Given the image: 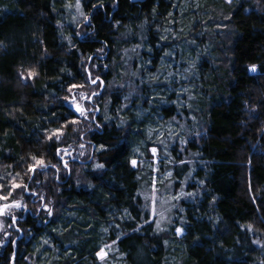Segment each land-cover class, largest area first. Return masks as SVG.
Listing matches in <instances>:
<instances>
[{"label": "trees", "instance_id": "16d2710c", "mask_svg": "<svg viewBox=\"0 0 264 264\" xmlns=\"http://www.w3.org/2000/svg\"><path fill=\"white\" fill-rule=\"evenodd\" d=\"M77 1L0 0V264H264V0ZM176 119L177 243L132 164Z\"/></svg>", "mask_w": 264, "mask_h": 264}, {"label": "rangeland", "instance_id": "374dc122", "mask_svg": "<svg viewBox=\"0 0 264 264\" xmlns=\"http://www.w3.org/2000/svg\"><path fill=\"white\" fill-rule=\"evenodd\" d=\"M68 10V13L71 15L70 21L78 26H81L84 19L86 23L88 18L78 5L77 0H62ZM94 69H97L96 67ZM97 82V80H96ZM98 83V82H97ZM93 84V83H92ZM113 85L117 86L118 83L112 82ZM105 84L103 85V88ZM96 89V84L93 85L92 89ZM134 96L136 97V90L134 88ZM78 100L76 104L86 110V99L87 95L82 94L77 96ZM77 99V98H75ZM92 102V97H89ZM132 99V98H131ZM85 102V103H84ZM75 104V105H76ZM157 125L161 126V123ZM187 125H191L186 121H179L176 119L174 122H169L161 126V129L155 131L147 132L149 138L151 139L150 154L144 150L136 151L135 154L138 156L135 161L137 162L135 167L139 171L140 181L142 185V194L148 199L150 205L151 218L156 221V228L164 232L165 235L171 236L173 233L172 240L175 243L178 242V237H180L184 231V223L181 222L183 219L179 216L180 221H176L177 210L180 208V201L182 199H192L194 193L188 190V185L194 183V170L195 165V156L192 153L185 152V137L189 138L190 132L187 128ZM178 137V138H177ZM175 147V151L173 150ZM80 149L83 146L79 147ZM156 148L157 152L152 153L151 149ZM186 162L190 166V170L187 173V170L184 171V168H179L175 170L177 174L175 179H170V173H172L173 166H176L178 163ZM179 182L177 186L175 181ZM198 182V181H197ZM178 197V198H177ZM5 205L0 204V211L3 209V213H6L9 209L3 208ZM159 225V227H157ZM177 229L182 231L177 232ZM176 246L172 248V251L176 250ZM169 264H181L177 260H173L172 256H168Z\"/></svg>", "mask_w": 264, "mask_h": 264}, {"label": "snow or ice", "instance_id": "6c2138e0", "mask_svg": "<svg viewBox=\"0 0 264 264\" xmlns=\"http://www.w3.org/2000/svg\"><path fill=\"white\" fill-rule=\"evenodd\" d=\"M228 2L230 3L231 0H228ZM256 70H257V69H256V66H252V68L250 69V71H252V72H255ZM34 75H35L34 73H29V76H30V77H31V76H34ZM89 78H90V74H89ZM91 83L95 84V83H96V80H91ZM75 87H77V86H76V85H72V88H75ZM81 87H82V85H81ZM69 92L71 93V88H69ZM81 95H82V94H81ZM65 99L67 100V98H65ZM68 102H69L70 104H76L75 99H72L71 101H68ZM76 111H78L81 115H86V110L83 109V108H81L78 104H76ZM53 135H55L56 138L59 139V133H54ZM48 139L51 140V139H52V136H49ZM151 151H152L153 154H155V153L157 152V149H156V148H152ZM33 159L35 160L36 158L33 157ZM136 163H137V162H136L135 160L132 161L133 166H135ZM37 164L40 165V166L46 167V165L44 164V161H43V160H38V161H37ZM66 166H67V165H65V167H66ZM97 167H98V168H102L103 165H97ZM30 171H33V172H34V171H35V168L33 167L32 169H30ZM13 187H14V188H20V187H22V186L16 184V185H13ZM23 187L26 188L27 186L25 185V186H23ZM177 198H178V197H177ZM0 199H7V197H0ZM13 206H14V207H17V208H20V207H21V205H20L19 203H15ZM4 207L7 208V207H9V205H5ZM48 212H49V214H51V210H50V209H48ZM13 220H15V217H13ZM157 227H159V225H157ZM180 231H182V230H181V229H177V232H180ZM97 255L100 256L101 259H103L104 256H105V253L100 252V253H97Z\"/></svg>", "mask_w": 264, "mask_h": 264}, {"label": "water", "instance_id": "95a60500", "mask_svg": "<svg viewBox=\"0 0 264 264\" xmlns=\"http://www.w3.org/2000/svg\"><path fill=\"white\" fill-rule=\"evenodd\" d=\"M75 111H76V108L75 107H72ZM77 113H79L78 111H76ZM3 208H5V207H3ZM3 209L0 211V214H2L3 213Z\"/></svg>", "mask_w": 264, "mask_h": 264}, {"label": "flooded vegetation", "instance_id": "af4514ba", "mask_svg": "<svg viewBox=\"0 0 264 264\" xmlns=\"http://www.w3.org/2000/svg\"><path fill=\"white\" fill-rule=\"evenodd\" d=\"M73 99H75V98H73ZM75 101H76V99H75ZM79 105V104H78ZM71 107H76V105L75 104H71Z\"/></svg>", "mask_w": 264, "mask_h": 264}]
</instances>
